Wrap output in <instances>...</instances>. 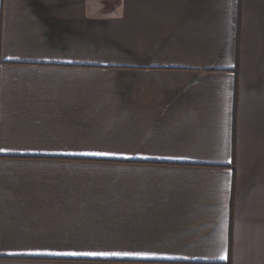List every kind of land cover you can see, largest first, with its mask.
Here are the masks:
<instances>
[{
    "label": "crops",
    "instance_id": "obj_1",
    "mask_svg": "<svg viewBox=\"0 0 264 264\" xmlns=\"http://www.w3.org/2000/svg\"><path fill=\"white\" fill-rule=\"evenodd\" d=\"M0 148V264H264V0H0Z\"/></svg>",
    "mask_w": 264,
    "mask_h": 264
},
{
    "label": "snow or ice",
    "instance_id": "obj_2",
    "mask_svg": "<svg viewBox=\"0 0 264 264\" xmlns=\"http://www.w3.org/2000/svg\"><path fill=\"white\" fill-rule=\"evenodd\" d=\"M7 149L0 148V151H6ZM82 155H90V156H115V155H125L123 153L116 152H86L81 153ZM182 158V157H176ZM231 163V161H229ZM50 255H60V256H92V257H109V256H141L147 257L149 253L144 252H55L49 253ZM227 254H222L220 259H227Z\"/></svg>",
    "mask_w": 264,
    "mask_h": 264
}]
</instances>
